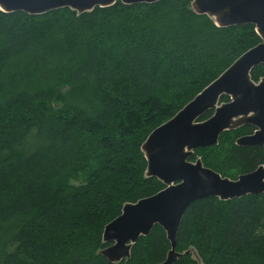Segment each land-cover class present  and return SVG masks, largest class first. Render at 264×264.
Masks as SVG:
<instances>
[{
	"label": "trees",
	"instance_id": "trees-1",
	"mask_svg": "<svg viewBox=\"0 0 264 264\" xmlns=\"http://www.w3.org/2000/svg\"><path fill=\"white\" fill-rule=\"evenodd\" d=\"M192 2L0 10V264L167 258V233L155 225L130 258L108 260L105 226L165 187L146 175L149 134L261 42L253 24L220 27ZM251 77H264V65ZM253 131L227 130L190 160L237 179L264 166L263 146L237 144ZM176 250L171 264H264V193L194 202Z\"/></svg>",
	"mask_w": 264,
	"mask_h": 264
},
{
	"label": "water",
	"instance_id": "water-1",
	"mask_svg": "<svg viewBox=\"0 0 264 264\" xmlns=\"http://www.w3.org/2000/svg\"><path fill=\"white\" fill-rule=\"evenodd\" d=\"M117 1L0 0V10L40 15L70 8L82 14ZM120 1L137 4L160 0ZM192 6L198 14L214 18L220 27L253 24L261 42L238 57L176 115L149 134L142 145L147 160L146 175L157 177L165 187L136 203H126L122 213L105 226L103 240L112 244L101 253L112 262L130 258L133 244L160 225L167 233L171 250L158 264H171L181 256L176 250L177 234L185 212L194 202L210 196L231 200L264 193V166L230 179L204 166L200 158L190 160L197 148L217 145L223 132L244 124L252 125L255 131L240 137L237 144L264 147V77L259 82L251 77L254 67L264 65V0H193ZM222 96L230 97V102L221 103ZM210 110L213 114L202 119Z\"/></svg>",
	"mask_w": 264,
	"mask_h": 264
},
{
	"label": "flooded vegetation",
	"instance_id": "flooded-vegetation-1",
	"mask_svg": "<svg viewBox=\"0 0 264 264\" xmlns=\"http://www.w3.org/2000/svg\"><path fill=\"white\" fill-rule=\"evenodd\" d=\"M260 80H261V79H260ZM260 80H259V81H260ZM259 81H258V82H259ZM229 98H230V97H229ZM230 100H231V98H230ZM228 102H230V101H228ZM221 103H224V102H221ZM244 125H245V124H244ZM240 127H241V126H240ZM232 130H233V129H232ZM254 131H255V127H254ZM254 131H253V133H254ZM247 135H248V134H247ZM244 136H245V135H244ZM241 137H242V136H241Z\"/></svg>",
	"mask_w": 264,
	"mask_h": 264
}]
</instances>
